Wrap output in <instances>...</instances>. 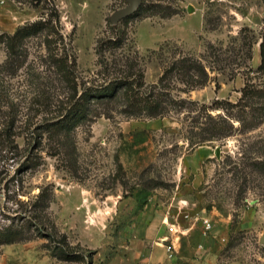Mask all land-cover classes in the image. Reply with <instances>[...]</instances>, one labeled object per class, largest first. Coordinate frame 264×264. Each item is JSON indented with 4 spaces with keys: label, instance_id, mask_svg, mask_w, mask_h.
Segmentation results:
<instances>
[{
    "label": "rangeland",
    "instance_id": "rangeland-1",
    "mask_svg": "<svg viewBox=\"0 0 264 264\" xmlns=\"http://www.w3.org/2000/svg\"><path fill=\"white\" fill-rule=\"evenodd\" d=\"M51 3L59 24L25 39L19 59L0 43V232L24 238L0 242V264H172L164 247L153 261L161 237H149L166 218L188 230L173 264H264V166L252 164L264 163V111L253 128L237 119L263 101L243 90H264V0H141L116 25L126 0H0V34ZM182 58L205 84L173 72L157 91L184 110L130 116L121 100L73 118L85 89L141 74L148 92ZM208 115L230 135L200 142Z\"/></svg>",
    "mask_w": 264,
    "mask_h": 264
},
{
    "label": "trees",
    "instance_id": "trees-1",
    "mask_svg": "<svg viewBox=\"0 0 264 264\" xmlns=\"http://www.w3.org/2000/svg\"><path fill=\"white\" fill-rule=\"evenodd\" d=\"M160 7V8H157ZM162 6H155L154 13L159 14L162 12ZM43 8H45L43 6ZM142 8V7H141ZM48 10L47 18L38 19L31 24L24 25L19 27L16 32L12 35L2 33L0 34V43H4L8 50L9 59L17 60L22 53V45L24 40L32 36H37L38 34L53 28V22L59 24L60 14L58 8L54 3H51V6L45 8ZM153 13V15H154ZM173 13H170L168 10H163L160 16L162 18H167L172 16ZM126 40L125 34L122 33L121 37L115 39L114 44L117 47H120ZM106 41H103L101 46H105ZM50 50V46H49ZM100 54V51L98 52ZM260 54H261V64L259 70H264V40L260 44ZM57 62V61H56ZM59 70L61 73L66 74L64 67L60 66ZM179 73L183 76V81L186 83H194V85H204L207 81V72L205 68L197 60L182 58L180 61L173 63L168 70H166L162 77L159 79V86L152 88L151 91H145V84L143 81V75L139 74L138 80H130V77L125 79H116L115 81H109L108 84H102L99 87H91L85 89L81 94L80 100L78 102L79 106L75 107L73 111V118L83 117L90 112L89 107L92 103H98L100 105L109 106L113 102H122V111L130 116L144 115L149 118H157L160 116H165L171 111H182L184 110L186 104H189V101L186 100H165L167 95H164V91L158 92V89L163 90L164 82L167 80V77L170 73ZM156 91V92H155ZM245 97L257 96L263 101L260 103V106L251 107V111H242L239 121L243 124H248V129L253 128V124L256 118H253L255 113L261 114L264 111V90L259 91L253 89L252 91L244 88L243 90ZM163 93V94H162ZM77 104V105H78ZM215 108V107H214ZM250 113L253 115L251 116ZM230 117V116H229ZM210 123H207V126L203 129L205 136H203L200 142L211 140V137H227L230 135V130L233 126L227 124V120L224 118H213L208 115ZM252 118V120H251ZM251 121V122H250ZM252 123V126H250ZM209 135V136H208ZM255 168H262L264 166L263 161L256 160L252 162ZM8 231H11L10 228H7L4 233L0 232V242L1 243H10L16 241H23L24 238L21 236L18 239H14L8 234ZM50 237V236H49Z\"/></svg>",
    "mask_w": 264,
    "mask_h": 264
},
{
    "label": "built area",
    "instance_id": "built-area-1",
    "mask_svg": "<svg viewBox=\"0 0 264 264\" xmlns=\"http://www.w3.org/2000/svg\"><path fill=\"white\" fill-rule=\"evenodd\" d=\"M187 218L189 216H186ZM166 226L168 227L169 234L166 235L161 241V245L166 248L169 253L170 257H173L174 252L176 250V246L180 241L179 235L180 230H176L174 225L169 221L168 218L164 219ZM202 226H203V236L207 237V235L211 234L212 232V223L209 219L203 218L202 219ZM201 246V245H200Z\"/></svg>",
    "mask_w": 264,
    "mask_h": 264
},
{
    "label": "water",
    "instance_id": "water-1",
    "mask_svg": "<svg viewBox=\"0 0 264 264\" xmlns=\"http://www.w3.org/2000/svg\"><path fill=\"white\" fill-rule=\"evenodd\" d=\"M128 3V6L123 8V9H119L117 11H115L110 20H111V24L112 25H116L118 22H120L121 20H123L124 18L132 15L133 13H135L141 5V0H126ZM193 8L189 7V11H192ZM217 155L219 153V150L216 151ZM260 243L264 245V233L260 238Z\"/></svg>",
    "mask_w": 264,
    "mask_h": 264
},
{
    "label": "crops",
    "instance_id": "crops-1",
    "mask_svg": "<svg viewBox=\"0 0 264 264\" xmlns=\"http://www.w3.org/2000/svg\"><path fill=\"white\" fill-rule=\"evenodd\" d=\"M184 169V168H183ZM187 169V171L189 170L190 171V169H191V171L190 172H193V173H198V171H199V169L200 168H186ZM171 222V221H170ZM172 223V222H171ZM173 225H174V227H175V229L176 230H180V231H182L183 233L185 232V233H187L188 232V230L186 229V228H182L180 225H178V224H175V223H172ZM183 229V230H182ZM179 231V232H180ZM150 234V233H149ZM160 235L159 237H161V240L166 236V235H168L169 234V231H168V227L167 226H165V229H163V228H161L160 230H158L157 231V233H156V230L155 231H153V232H151V234H150V238L151 237H153V236H155V235ZM184 235V234H183ZM201 237H202V241H204L205 242V240L208 238H205L203 235H201ZM163 253H164V248H163V246H158V247H154V249H153V252H152V259H153V261H155L156 260V258L158 257V256H163ZM174 256V255H173ZM176 259H177V257H175ZM172 260H174V257L172 258L171 257V259H170V261L172 262V264H173V261ZM196 264H198V263H196Z\"/></svg>",
    "mask_w": 264,
    "mask_h": 264
}]
</instances>
